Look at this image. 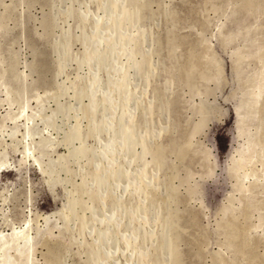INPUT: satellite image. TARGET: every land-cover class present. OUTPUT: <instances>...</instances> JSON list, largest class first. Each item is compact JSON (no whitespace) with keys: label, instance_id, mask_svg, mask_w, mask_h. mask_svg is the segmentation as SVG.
I'll list each match as a JSON object with an SVG mask.
<instances>
[{"label":"rangeland","instance_id":"rangeland-1","mask_svg":"<svg viewBox=\"0 0 264 264\" xmlns=\"http://www.w3.org/2000/svg\"><path fill=\"white\" fill-rule=\"evenodd\" d=\"M262 156L264 0H0V264H264Z\"/></svg>","mask_w":264,"mask_h":264},{"label":"bare ground","instance_id":"bare-ground-1","mask_svg":"<svg viewBox=\"0 0 264 264\" xmlns=\"http://www.w3.org/2000/svg\"><path fill=\"white\" fill-rule=\"evenodd\" d=\"M194 69V68H193ZM86 99V98H85ZM245 104V103H244ZM91 105H93V104H91ZM201 109V108H200ZM236 110H235V113H236V115L238 116V118H237V122H238V127H239V130H238V132H237V136L239 137L241 134H242V129H241V127H242V125L244 124V123H246L247 121H248V118H247V116H245V114H243L242 112H241V107L240 106H238V107H236L235 108ZM123 111V110H122ZM237 124V123H236ZM88 125V124H87ZM86 125V126H87ZM87 127H89V126H87ZM237 128V127H236ZM86 129V128H85ZM253 138V137H252ZM249 139V138H248ZM46 145V144H45ZM246 146V145H245ZM45 147V146H44ZM42 150V149H41ZM247 149H243V150H241V151H239V153H240V156H241V158L243 157H245L246 156V154H247ZM28 152V151H27ZM29 156V155H28ZM58 156V155H57ZM236 157V156H235ZM262 157H264V156H262ZM60 158V157H59ZM38 159V158H37ZM50 159V158H49ZM7 163V162H6ZM6 163H4V161H3V163H1L0 164V168H3L5 165H6ZM36 163V162H35ZM38 163V162H37ZM43 166V165H42ZM53 166V165H52ZM39 167V166H38ZM214 168H216V163L214 164V166H213ZM42 169H44V168H42ZM51 169V168H50ZM231 169H232V166L230 167V171H231ZM241 169V168H240ZM242 170V169H241ZM56 171V170H55ZM236 171V170H235ZM43 172H45V170H43ZM117 173V172H116ZM236 174V173H235ZM116 175V174H115ZM215 174H214V172H210L208 175H207V177L209 176V177H211V176H214ZM50 176V175H49ZM51 177V176H50ZM116 177V176H115ZM207 179H209V178H207ZM46 180V179H45ZM59 181V180H58ZM46 182H47V180H46ZM52 182H54V181H52ZM56 185H57V183H56ZM52 188V187H51ZM201 190H202V192H201V195H202V198H203V200H204V202H205V200H206V198L208 197V188L206 187V184H205V182H202V184H201ZM53 189V188H52ZM4 192V191H3ZM8 192V191H7ZM2 195V194H1ZM6 204V203H5ZM206 204V203H205ZM145 205V204H144ZM65 208V207H64ZM149 210V209H148ZM61 211H63V210H61ZM3 212V211H2ZM39 213V212H38ZM61 213V212H60ZM4 218V217H3ZM27 219V218H26ZM27 223H29V222H27ZM28 225V224H27ZM24 226V225H23ZM25 228H28V227H26L25 226ZM17 230V229H16ZM19 231V232H18ZM18 231H12L13 233L10 235V241L11 242H17V241H19V240H23V242H22V245H20V246H18V248L16 249V251H17V253H18V255H20V256H26V255H29L30 253H31V250H32V245H31V243H32V238H30V237H28L27 236V233H25L24 231L25 230H18ZM40 232L41 231H38L37 232V236H39V237H41V234H42V232H41V234H40ZM4 235V236H3ZM2 236H1V234H0V238H1V240H3V239H6V237H5V234H3ZM31 235V234H30ZM5 237V238H4ZM34 240V239H33ZM19 243V242H18ZM9 244V243H8ZM4 246V245H3ZM7 245H5L4 247H6ZM2 249H3V247H2ZM17 253H15V255L17 254ZM4 254V253H3ZM16 257V256H15ZM9 262V261H8Z\"/></svg>","mask_w":264,"mask_h":264},{"label":"water","instance_id":"water-1","mask_svg":"<svg viewBox=\"0 0 264 264\" xmlns=\"http://www.w3.org/2000/svg\"><path fill=\"white\" fill-rule=\"evenodd\" d=\"M214 148H215V146H214Z\"/></svg>","mask_w":264,"mask_h":264}]
</instances>
